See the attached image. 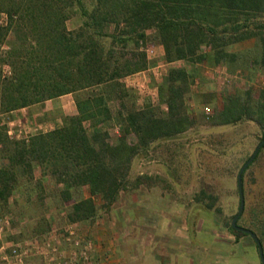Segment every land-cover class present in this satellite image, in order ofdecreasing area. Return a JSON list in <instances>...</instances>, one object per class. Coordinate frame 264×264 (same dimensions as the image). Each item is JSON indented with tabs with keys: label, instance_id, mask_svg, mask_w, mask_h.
I'll return each instance as SVG.
<instances>
[{
	"label": "trees",
	"instance_id": "1",
	"mask_svg": "<svg viewBox=\"0 0 264 264\" xmlns=\"http://www.w3.org/2000/svg\"><path fill=\"white\" fill-rule=\"evenodd\" d=\"M94 1L88 8L84 0H0V12L8 18L0 25V47L9 39L0 63L11 69L7 77L0 72V113L66 94L73 96L76 108L73 114L61 113V126L27 140H11L5 128L0 131V159L5 161L0 165L2 208L15 204L8 199L18 177L33 178L39 166L63 186L57 196L66 206L67 221L93 220L98 214L95 196L107 207L122 191L143 182L145 176H128L139 150L192 127L195 121L186 103L192 73L185 66L169 67L158 86V105L147 102L137 108L135 92L121 80L147 67L139 42L146 43L149 31L155 33L168 63L201 62L207 56L200 52L205 47L214 63L230 64L237 55L228 46L255 38L260 46L257 63L264 70V0ZM75 12L83 17L82 24L68 30L66 21ZM109 37L107 46L104 38ZM129 42L132 46L126 50ZM110 101L116 102L122 127L113 142L105 128L112 118ZM216 119L217 124L252 120L264 138V90L256 97L229 95ZM85 122L94 130L89 132ZM36 183L43 189L41 178ZM36 196L41 200L42 194ZM196 201L211 209L215 197L201 190ZM37 202L26 194L25 204L41 208Z\"/></svg>",
	"mask_w": 264,
	"mask_h": 264
},
{
	"label": "rangeland",
	"instance_id": "2",
	"mask_svg": "<svg viewBox=\"0 0 264 264\" xmlns=\"http://www.w3.org/2000/svg\"><path fill=\"white\" fill-rule=\"evenodd\" d=\"M94 2L84 0L88 8ZM7 21V15L0 12V25H5ZM82 21L80 13L75 12L67 19L66 26L68 30H74ZM108 30L112 31V26ZM8 41L0 47V55L8 48ZM104 42L109 46L110 37L104 38ZM131 46L129 42L126 50ZM139 46L146 53L147 67L121 79L135 92L136 107L142 108L147 102L160 104L158 86L167 70L170 66H185L192 73L186 103L195 122L186 131L172 138L158 139L146 149L139 150L132 160L128 176L130 179L145 176L143 182L134 190L122 191L118 199L107 207H104L105 202L100 196H95L98 214L93 220L83 223L99 235L112 231L113 235H117V239L113 238V245L118 251L128 249L126 241V245L123 244L125 248H121L124 237L118 244L120 235L128 230L130 235L125 239L138 244L141 252L150 251L155 244L160 252L168 253L174 250L177 243V250L185 252L178 259V264L183 257L191 264L199 261L202 264H261L256 243L245 233L232 232L230 222L239 205L238 170L263 138V131L252 120L217 124L216 119L229 95L245 97L249 93L256 97L264 90V70L257 63L260 52L257 40L249 38L229 45V51L237 58L230 64L221 62L219 65L210 60L209 49L205 47L200 52L207 56L201 62H166L163 48L157 43L153 31L148 32L146 43L140 41ZM10 71L8 64L0 63L2 77L9 76ZM40 106L44 109L41 110ZM110 107L112 118L105 128L108 140L113 142L122 133V127L116 102L110 101ZM35 109L25 115L27 127L21 130L19 136L18 123H9L12 119L10 112L0 113V131L5 128L11 140H27L32 135L61 126V113L76 112L71 94L44 101ZM161 109L165 111L166 106L162 104ZM22 116L24 118L20 114ZM84 125L89 132L94 130L89 122ZM4 162L0 159V165ZM33 174V178L18 177L17 187L11 195V199L16 201L14 205L7 208L0 206V213L13 214L2 225V239L14 242L12 248L17 249L23 264H94L93 238L69 235L67 230L79 229L81 222H74L76 227H66L71 222L66 219V206L57 196L63 186L54 183L39 166H35ZM40 178L43 189L36 183ZM201 190L215 197L213 208L207 209L196 201ZM243 191L245 204L238 223L252 229L261 238L264 251V226H261L264 224V148L243 174ZM84 193L89 195L88 187L84 188ZM26 194L38 200L41 208L25 204ZM41 194V200L36 198ZM40 209L49 225L39 217ZM88 241L90 253L84 260L80 250ZM108 245L106 241L102 248H108Z\"/></svg>",
	"mask_w": 264,
	"mask_h": 264
},
{
	"label": "crops",
	"instance_id": "3",
	"mask_svg": "<svg viewBox=\"0 0 264 264\" xmlns=\"http://www.w3.org/2000/svg\"><path fill=\"white\" fill-rule=\"evenodd\" d=\"M221 63H218L217 65H219ZM67 95V94H66ZM64 96V95H62ZM62 96H59L57 98H61ZM41 103H37V104H33L30 105L28 107H24V108H20L17 110H14L12 112H10L11 114V121L9 123L17 122L18 123V131L19 130H23L24 128H26V119H25V115L30 114L31 110H37L35 109L36 106H38ZM41 110H43L44 108L42 106H40ZM17 112H21V113H17ZM40 113V112H39ZM37 113V114H39ZM20 114L24 115L20 117ZM18 116L20 118H18ZM9 204H13V200L10 198L8 199ZM13 216L12 213H0V264H17L12 255L11 252L9 253V251H11L12 245H13V241L9 240V239H2V235H1V230H2V225H4V221L6 219L10 220V217ZM74 223H69L66 225V227H70V226H74L76 227V225H73ZM80 228L79 229H75L73 227V229H67L69 231V234L74 235V234H78L80 237L83 236H89L91 238H93L94 241V250H95V261L94 264H178L179 262V258H181L182 256H184L185 252H180L177 250V243H176V247H174V250H170L168 251V253L164 252H160L161 249H157V246L154 244L152 246V249H150V251H145L143 250V252H141V250L139 249V245L138 244H134L133 240L130 239H125L126 236H129L130 233H128L129 231H125L126 233H123L120 235L119 237V241L118 244L120 242H122L121 240L124 241V243H120L121 248H125V245H129L127 246L128 249L124 250L121 249V251H118V248L116 249L113 245V238L117 239V235H113L112 231L108 234H97L96 230L90 229L89 230V225H87L86 223L81 222L80 223ZM87 227V228H86ZM137 235H142L141 233H138ZM160 236H162L160 234ZM112 237V238H111ZM124 237V238H123ZM123 238V239H121ZM121 239V240H120ZM106 241L109 242L110 245H108V248H102V246L106 245ZM127 243H126V242ZM126 243V244H125ZM131 243V244H128ZM125 244V245H123ZM130 248V250H129ZM157 252H156V251ZM163 256H165L164 258H162ZM174 258V260H170L171 258ZM99 262H98V261ZM183 261H181V263H183L185 261L184 257L182 259ZM55 263V262H54ZM180 263V264H181ZM192 263V262H191ZM185 261V264H191ZM203 262L199 261L197 263L193 264H202ZM27 264V263H26ZM56 264V263H55ZM91 264V263H90Z\"/></svg>",
	"mask_w": 264,
	"mask_h": 264
},
{
	"label": "water",
	"instance_id": "4",
	"mask_svg": "<svg viewBox=\"0 0 264 264\" xmlns=\"http://www.w3.org/2000/svg\"><path fill=\"white\" fill-rule=\"evenodd\" d=\"M263 145H264V138L259 140L251 155L244 161V163L241 165V167L238 170L236 182H237V191L239 195V205L237 212L233 215L230 222V227L233 230L249 235L256 243L261 264H264V251L259 237L252 229L239 225L238 219L244 210V204H245L244 191H243V173L246 170V168L252 163L255 156L258 154L260 148Z\"/></svg>",
	"mask_w": 264,
	"mask_h": 264
},
{
	"label": "built area",
	"instance_id": "5",
	"mask_svg": "<svg viewBox=\"0 0 264 264\" xmlns=\"http://www.w3.org/2000/svg\"><path fill=\"white\" fill-rule=\"evenodd\" d=\"M205 110L206 112H209V109L208 107H205ZM18 135L21 133V130L18 131ZM70 235V234H69ZM69 238V237H68ZM77 243V242H76ZM89 247H90V243L89 241L84 245V247L80 250L81 254L83 255V258L84 260L87 258V255H89L90 253V250H89ZM11 255L14 259V261L17 263V264H23V261H22V257L21 255L17 252V249L16 248H12L11 249ZM56 264H59V263H56Z\"/></svg>",
	"mask_w": 264,
	"mask_h": 264
},
{
	"label": "flooded vegetation",
	"instance_id": "6",
	"mask_svg": "<svg viewBox=\"0 0 264 264\" xmlns=\"http://www.w3.org/2000/svg\"><path fill=\"white\" fill-rule=\"evenodd\" d=\"M239 220V219H238ZM239 224V223H238ZM240 225V224H239ZM242 226V225H241ZM235 231V230H234ZM236 232H239V231H236ZM241 233V232H240ZM242 234V233H241ZM262 243V242H261ZM263 246V245H262Z\"/></svg>",
	"mask_w": 264,
	"mask_h": 264
}]
</instances>
